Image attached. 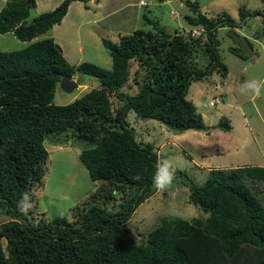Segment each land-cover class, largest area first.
Here are the masks:
<instances>
[{
    "label": "trees",
    "instance_id": "1",
    "mask_svg": "<svg viewBox=\"0 0 264 264\" xmlns=\"http://www.w3.org/2000/svg\"><path fill=\"white\" fill-rule=\"evenodd\" d=\"M73 1L62 0L30 22L35 0H5L0 9V34L12 32L29 42L0 51V209L11 218L0 224V264H264V166L213 168L201 185L177 170L187 178L188 201L207 216L165 217L140 242L126 228L134 210L157 190L158 163L153 145L136 140L128 112L177 132L207 130L186 97L189 86L213 71L227 76L218 51L220 27H229L251 49L252 41L234 31L238 23L227 13L208 17L197 1L187 0L194 13L185 19L204 30L206 41L171 33L145 16L152 31L136 29L117 42L101 38L111 69L88 61L72 65L52 37L30 41L59 24ZM257 14L263 18L254 38H264V11L239 9L240 20ZM202 47L208 63L199 68L193 52ZM231 51L247 58L237 48ZM131 61L137 63L134 93L122 89L129 83ZM76 72L96 78L99 86L68 104H54L59 76ZM113 96L121 102L115 109ZM217 127L231 128L224 117ZM67 137L85 142L78 157L99 185L72 221L56 216L35 222L19 210L18 201L26 192L33 200L32 189L41 183L48 156L44 141ZM116 195L119 204L109 210L106 203Z\"/></svg>",
    "mask_w": 264,
    "mask_h": 264
},
{
    "label": "rangeland",
    "instance_id": "2",
    "mask_svg": "<svg viewBox=\"0 0 264 264\" xmlns=\"http://www.w3.org/2000/svg\"><path fill=\"white\" fill-rule=\"evenodd\" d=\"M61 1L35 0V7L30 9L26 22L40 13L53 10ZM139 1L75 0L59 24H54L52 29L34 37L30 42L52 37L70 64L78 65L88 61L104 69H111L112 58L100 39L117 42L119 33L128 34L136 29L152 31L153 25L147 22L145 16L151 21L157 20L171 33L177 30L186 38L189 36L206 41L204 30L191 26L185 19L186 15L194 13L186 4L187 0H142L145 2L142 5ZM191 1H197L198 9L208 17H216L220 13L230 15L238 23L234 31L250 39L253 48L229 27L218 29V51L221 61L228 68L227 76L222 77L213 71L202 79L192 81L186 96L202 114L207 130L177 132L157 120L138 117L132 110L128 112L127 120L135 128L139 144L153 145L158 154V162L165 158L173 160L177 164V170L186 174L196 185H201L212 168L264 166V89L259 96L251 93L242 95L239 91L245 81L264 80V38H254L253 34L260 26V18L246 15L240 20L239 9L262 13L264 3L263 0ZM4 3L5 0H0V9ZM193 28L200 31V37L191 35ZM28 44L29 42L17 39L12 32L0 34V51L22 49ZM231 48H237L247 58L242 59ZM202 49L203 47L193 52L194 62L199 68H204L208 63V57ZM136 67L137 63L131 61V86L127 83L122 88L129 93L136 92V86L132 85ZM73 79L80 87L68 93L58 82L54 104H68L91 88L99 86L96 78L80 72H76ZM111 101L113 109L121 104L115 96L111 97ZM210 101H214V104L209 105ZM221 117L229 120L231 128L223 130L217 127ZM67 138L69 139L59 143L53 142L52 138L44 141L48 151L44 175L40 185L32 189L33 207L28 212L35 222L50 221L56 216L72 221L75 211H78L99 185V182L90 178L78 157L81 149L86 146L85 142ZM186 182L187 178L178 175L176 171L171 187L164 191L156 190L134 210L126 223L131 239L136 242L144 241L147 233L165 217L189 220L207 216L198 206L188 201ZM119 201V195H116L115 200H108L106 206L109 210H114ZM10 219L0 209V224Z\"/></svg>",
    "mask_w": 264,
    "mask_h": 264
},
{
    "label": "clouds",
    "instance_id": "3",
    "mask_svg": "<svg viewBox=\"0 0 264 264\" xmlns=\"http://www.w3.org/2000/svg\"><path fill=\"white\" fill-rule=\"evenodd\" d=\"M262 89H264V80L253 79L245 81L240 86L239 91L242 95L251 93L255 96H259ZM176 171L177 164L173 160L165 158L162 161H159L156 164V170L153 176V186L160 191L167 190L169 187H171L172 182L176 177ZM17 207L24 214H27L32 209L33 204L30 193L26 192L22 196L20 201H18Z\"/></svg>",
    "mask_w": 264,
    "mask_h": 264
},
{
    "label": "water",
    "instance_id": "4",
    "mask_svg": "<svg viewBox=\"0 0 264 264\" xmlns=\"http://www.w3.org/2000/svg\"><path fill=\"white\" fill-rule=\"evenodd\" d=\"M261 19V15H256ZM59 84L60 87L68 93H71L73 90H75L76 88H78L79 84L76 82L75 79L71 78L69 75L67 74H61L59 76Z\"/></svg>",
    "mask_w": 264,
    "mask_h": 264
},
{
    "label": "built area",
    "instance_id": "5",
    "mask_svg": "<svg viewBox=\"0 0 264 264\" xmlns=\"http://www.w3.org/2000/svg\"><path fill=\"white\" fill-rule=\"evenodd\" d=\"M139 4H145V2L144 1H142V0H140L139 1ZM191 35H193V36H197V37H200V31L199 30H197V29H193L192 31H191ZM214 104V101H210L209 102V105H213Z\"/></svg>",
    "mask_w": 264,
    "mask_h": 264
},
{
    "label": "crops",
    "instance_id": "6",
    "mask_svg": "<svg viewBox=\"0 0 264 264\" xmlns=\"http://www.w3.org/2000/svg\"><path fill=\"white\" fill-rule=\"evenodd\" d=\"M71 4H72V2L70 3V5H71ZM70 5H69V6H70ZM69 6H68V10H69ZM68 10H67V13H68ZM67 13H66V14H67ZM66 14H65V15H66ZM63 18H64V17H63ZM63 18H62V19H63ZM61 21H62V20H61ZM52 27H53V26H52ZM52 27H51V29H52ZM121 35H123V34H122V33H119V38H120ZM53 39H54V38H53ZM100 41H101V39H100ZM24 43H28V42L24 41ZM101 43H102V42H101ZM57 44H58V43H57ZM58 45H59V44H58ZM60 48H61V47H60ZM62 54H63V53H62ZM63 56L65 57L64 54H63ZM72 78H73V77H72ZM78 87H80V85H79ZM212 169H213V168H212Z\"/></svg>",
    "mask_w": 264,
    "mask_h": 264
}]
</instances>
